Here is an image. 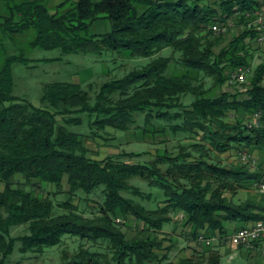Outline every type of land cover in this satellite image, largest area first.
Masks as SVG:
<instances>
[{"label":"trees","instance_id":"trees-1","mask_svg":"<svg viewBox=\"0 0 264 264\" xmlns=\"http://www.w3.org/2000/svg\"><path fill=\"white\" fill-rule=\"evenodd\" d=\"M5 2L0 44L3 38L17 42L27 35L33 48L64 54L128 51L151 61L105 81L95 96L78 82L47 83L39 107L13 94V65L29 64L30 58L25 53L5 58L0 68V182L5 183L0 189V264H8L18 242L22 253H41L60 245L68 234L101 247H81L66 254L64 264H222L221 252L211 244L192 257L170 259L174 244L167 246L160 235L175 217L183 219L195 239L228 234V222L241 228L264 222V202L235 199L240 190L264 180L262 166L243 161L226 165L213 157L231 150L264 153V62L245 83L246 91L223 90L233 73L251 70L254 54L247 38L255 33L247 29L221 47L224 38L212 29L232 17L247 25L252 20L248 13L263 0H64L54 12L45 0ZM102 18L111 21L112 30L92 34V25ZM167 48L180 52L181 69L169 72L172 58L161 55ZM207 77L213 80L210 87ZM187 95L194 96L189 105L183 101ZM231 112H245L249 122L229 120ZM141 113L146 114L141 127L145 136L162 134L166 141L172 131L201 138L188 152L166 151L154 160L131 163L120 158L139 154L93 158L84 135L68 128L83 124L81 114H88L94 118L95 135L98 130L109 133L108 127L129 131ZM258 114L259 124L250 126ZM155 120L170 124L159 128ZM18 174L31 184L57 186L67 176L70 194L102 189L100 214L87 216L71 201L60 203L67 210L56 213L52 198L14 186ZM135 177L162 189L163 205L150 209L126 196L125 191H132L151 197L130 183ZM121 219H135L138 232L129 236ZM19 226L26 232L15 236L13 229Z\"/></svg>","mask_w":264,"mask_h":264},{"label":"rangeland","instance_id":"rangeland-1","mask_svg":"<svg viewBox=\"0 0 264 264\" xmlns=\"http://www.w3.org/2000/svg\"><path fill=\"white\" fill-rule=\"evenodd\" d=\"M23 1V0H17ZM54 12L58 4L64 0H45ZM214 0H210L212 3ZM0 14L7 15V6L5 0H0ZM1 20V18H0ZM221 30L213 31L216 35L222 36L224 42L221 47L227 46L235 36L245 32L247 29H251L248 24L239 22L236 17L227 19L222 25L219 24ZM112 30V24L109 19L102 18L97 20L91 27L92 34H105ZM0 36L2 34L0 33ZM20 36V35H19ZM247 42L252 48L254 59L251 65V70L246 75V82H249L255 68L264 62V44H259L256 38H247ZM220 48H218L219 50ZM25 53L30 58L29 64L21 62L13 65L14 75V96L20 99H26L36 106H43L42 97L45 91V85L54 81H71L83 84V86L90 90L93 96L96 95L100 86L108 80L122 78L130 71L140 68L148 64L150 58L134 57L128 51H105L102 55H97L93 52L84 54H64L61 49L47 50L43 48H33L31 45V38L27 35H22L17 38V42L7 38L2 39L0 44V68L2 67L4 60L7 56ZM163 56H170L172 58V64L169 72L181 69L179 59L181 57L180 52H175L172 48H167L162 51ZM206 87L213 85L211 78H206ZM245 82V83H246ZM245 83H237L235 81L228 82L222 89L235 92L238 88L246 91L247 85ZM221 91V88L216 90ZM194 100L193 95H187L183 98L185 104H190ZM145 113L137 115L138 122L129 131H121L111 127H108L106 131L98 130L99 135H95L94 131L97 130L96 126H92L94 118L88 114H81L83 117V124L68 126L69 130L84 135L85 143L91 148L90 156L93 158L103 160L109 156H122L123 153H137L136 156H124L120 159L126 160L131 163L148 162L154 160L159 153L168 151L173 155H177L181 151H190L191 143L198 141L201 136L192 134L190 132H179L177 134L169 131L166 141L162 134L154 138L152 135L145 136L141 127L145 125ZM236 118L245 119L249 122V117L245 112L230 113L228 119L235 120ZM175 123V122H174ZM155 124L161 128L162 126H168L170 123L165 121L155 120ZM140 127H139V126ZM185 147V148H184ZM185 149V150H184ZM250 153L252 160L248 163L250 166H262L261 158L257 156L256 151L246 150ZM242 152V151H241ZM238 150H231L227 153L220 154L214 153L213 157L217 160L220 159L222 163L230 165L233 162L239 163L242 161V153ZM257 156V157H256ZM18 177V178H17ZM68 177L66 176L61 186H57L53 183H28L22 174H18L14 180V186L23 187L25 189L34 191L36 194L50 197L56 204V213H63L67 209L60 207V203L65 201H71L78 206L79 211L85 213L87 216H97L100 214V205L104 201L103 190L99 189L92 194H86L84 192H78L76 194H70ZM130 183L138 187L144 194H150L151 197H142L135 195L132 191H125V195L133 197L137 201L142 202L150 209H158L163 205L166 196L164 191L156 186H151L150 183L141 178L135 177ZM5 188V183L0 182V189ZM257 186L249 188L248 190H240L235 199L237 201H243L246 199H252L256 202H264L263 197L257 191ZM178 216V215H177ZM119 221L123 223L124 230L129 236H134L139 230V224L135 219H131L125 222L124 219ZM124 220V221H123ZM183 219L178 223L170 222L165 226L167 232L165 236L160 235V238H166V245L174 244L171 251L168 252L170 259L178 260L182 257H186V251L190 248V241H197L203 244L201 250H194L195 253L203 252L208 246L205 241H202L200 237L193 238L186 227L183 225ZM241 227L237 223V228L229 230L228 234L223 236H217L220 240L214 245L222 253V264H264V240L259 242L256 248L248 249L244 246L238 248L239 253L234 252L229 244V237L239 230ZM26 232L25 226H19L13 229L15 236L22 235ZM189 241V242H188ZM207 244V245H206ZM21 243L18 242L14 253L11 255L8 264H64L66 254L71 256L79 251L81 247L89 249H98L101 246L93 245V242L83 240L80 237L72 235H66L63 242L60 245L46 249L44 252H28L22 253L20 251ZM104 249V248H103ZM237 251V250H236ZM231 254L235 255L233 259L230 258ZM111 257V256H110ZM104 264H109L105 262ZM116 264V263H113Z\"/></svg>","mask_w":264,"mask_h":264},{"label":"built area","instance_id":"built-area-1","mask_svg":"<svg viewBox=\"0 0 264 264\" xmlns=\"http://www.w3.org/2000/svg\"><path fill=\"white\" fill-rule=\"evenodd\" d=\"M248 16L252 18V20L248 23V26H250L251 29L254 31L257 42L259 44H264V0L262 5L254 12H249ZM213 29L221 30L218 23L213 25ZM249 71L250 69L240 68L237 72L232 74L230 82L235 81L238 83H245L246 75ZM259 118L260 115L258 114L256 116L255 122L249 123V125H258ZM251 156L252 155L250 153L244 151L242 153L241 159L243 162L249 163L250 161L255 160ZM256 186L258 190L264 195V180L257 183ZM200 239L202 241H205L207 244H212V242L216 240L217 237L208 238L204 235H201ZM262 240H264V222H258L254 225L240 228L229 237L228 241L237 246H244L248 249H254L257 247L258 242Z\"/></svg>","mask_w":264,"mask_h":264},{"label":"crops","instance_id":"crops-1","mask_svg":"<svg viewBox=\"0 0 264 264\" xmlns=\"http://www.w3.org/2000/svg\"><path fill=\"white\" fill-rule=\"evenodd\" d=\"M257 156L258 157H260L261 158V163H263L264 162V153H258L257 152ZM256 156V157H257ZM261 166V165H260ZM254 167V166H253ZM263 169H264V163H263ZM259 193H260V195L263 197L264 195L259 191V190H257ZM178 218H174V221H173V223H178ZM167 224H170V223H167ZM166 224V225H167ZM165 225V226H166ZM227 228L231 231V230H234L235 228H237V222H228V224H227ZM167 232V230H166V228H164V230H163V235L162 236H165V233ZM220 240V238L218 239H216V240H214L213 242H212V244L213 243H216L217 241H219ZM189 242V241H188ZM229 242V241H228ZM229 244L231 245V248L233 249V250H235L234 252H237V253H239V251H238V248H240L241 246H237V245H235V244H232L231 242H229ZM189 246H190V248H188V251H186V257H192V256H194V255H196L197 253H195V251L194 250H196V249H199V250H201L202 248H203V244L201 243H198L197 241H194V242H191L190 241V244H189ZM237 250V251H236ZM221 252V251H220ZM222 253H227V252H221V254ZM234 256L235 255H233V254H231V256H230V258L231 259H233L234 258ZM223 259V258H222Z\"/></svg>","mask_w":264,"mask_h":264}]
</instances>
